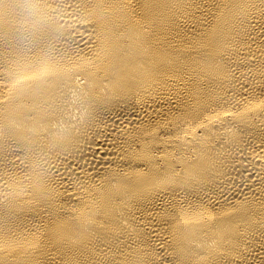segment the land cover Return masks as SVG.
<instances>
[{
    "label": "bare ground",
    "instance_id": "6f19581e",
    "mask_svg": "<svg viewBox=\"0 0 264 264\" xmlns=\"http://www.w3.org/2000/svg\"><path fill=\"white\" fill-rule=\"evenodd\" d=\"M0 264H264V0H0Z\"/></svg>",
    "mask_w": 264,
    "mask_h": 264
}]
</instances>
